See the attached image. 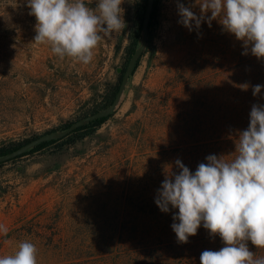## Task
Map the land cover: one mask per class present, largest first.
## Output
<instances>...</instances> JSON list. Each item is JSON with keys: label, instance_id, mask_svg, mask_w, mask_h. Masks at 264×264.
Wrapping results in <instances>:
<instances>
[{"label": "rangeland", "instance_id": "obj_1", "mask_svg": "<svg viewBox=\"0 0 264 264\" xmlns=\"http://www.w3.org/2000/svg\"><path fill=\"white\" fill-rule=\"evenodd\" d=\"M138 1L124 0L125 29L104 37L84 64L33 42L36 19L27 0H0V147L63 132L90 115L118 81ZM179 2L201 14L199 0ZM177 4L161 0L153 41L95 135L0 166V226L7 229L0 257L27 240L38 249V264H116L106 260L117 253L92 257L100 248L95 241L127 235L134 221L171 219L176 209L162 212L155 200L166 176L179 173L175 161L193 173L204 142L235 135L223 130L218 98L210 106L205 92L234 73L242 41L218 19L189 30L178 22ZM120 243L114 252L129 250Z\"/></svg>", "mask_w": 264, "mask_h": 264}, {"label": "clouds", "instance_id": "obj_2", "mask_svg": "<svg viewBox=\"0 0 264 264\" xmlns=\"http://www.w3.org/2000/svg\"><path fill=\"white\" fill-rule=\"evenodd\" d=\"M124 0H27L29 15L36 19L33 42L46 44L60 58L70 57L84 64L104 37L123 32ZM200 15L178 0V14L189 30L206 20H219L224 30L248 46L257 59H264V0H199ZM210 16H206L207 13ZM264 85L253 86V96ZM236 155L230 161L209 155L192 173L179 159L178 174L163 180L155 200L162 212L172 209L171 225L180 243H187L203 227L219 236L224 246L204 250L200 264H264L255 258L248 241L264 249V105L254 104L246 130L239 133ZM175 221H178L175 222ZM0 233L7 229L0 226ZM38 249L30 241L18 242L13 254L0 257V264H38Z\"/></svg>", "mask_w": 264, "mask_h": 264}, {"label": "trees", "instance_id": "obj_3", "mask_svg": "<svg viewBox=\"0 0 264 264\" xmlns=\"http://www.w3.org/2000/svg\"><path fill=\"white\" fill-rule=\"evenodd\" d=\"M160 2L161 0H155L154 8L150 16L148 45L153 41V34L159 19ZM148 4L149 0H139L137 2L134 21L129 35V44L126 48L125 62L118 81L101 96L100 100L94 103L93 107L89 110L90 115L105 110L114 103L127 66L134 53L142 44L143 25ZM241 45L242 47L240 46L239 51L240 61L235 66L234 73L230 71L224 73L220 77L219 84H217L218 90L210 88L205 92L210 106H215V97L218 98L220 104H218L217 110L219 112L221 109L226 123L223 126V130L227 132L234 131L235 135L233 137L220 138V140L204 142L201 147L204 150L203 154L201 152L195 153L196 155L203 156L194 157V167L196 166V168L200 163H207L206 157L209 155L223 157L227 161L232 160L236 155L234 152L236 150V143H238L239 133L246 130L249 125L252 106L254 104L264 105V87L261 88V92L257 96H253L252 91L253 86L264 85V59H257L251 54V45L248 46V54L243 55L242 53L246 49L244 48L243 42ZM139 62H137L135 69L139 66ZM213 109L216 108L209 107V110ZM110 117L111 115L90 122L64 138L41 143L15 160L0 163V166L40 152L54 144L57 145L60 151L64 147H75L79 143H82L85 137L95 135ZM69 127L70 124L65 125L61 130H67ZM51 133H54V131ZM32 140L34 139L22 142H11L1 146L0 158L12 154ZM197 150L199 149L197 148ZM169 208L171 209V206ZM167 217L168 215L164 214V218ZM175 222L178 223V221ZM132 223L134 224H132L133 228L131 231L120 238L99 237V241H95V245L100 248L98 251L93 252L94 255L92 257L99 255L101 256L100 259L103 260L117 253V257L106 261L114 260L113 262L116 264H200V255L204 250L218 251L224 246L220 237L218 235L211 236L203 225L198 229L197 235L189 237L187 243H180L171 227L174 223L173 218H157L155 220H148L147 222L138 220ZM120 241H122L120 244L124 246V249L129 248L128 251L114 252L115 250L113 248L119 245ZM247 243L249 250L255 253V258L264 257V249L256 248L250 241ZM80 259V261H87L90 258L81 256Z\"/></svg>", "mask_w": 264, "mask_h": 264}, {"label": "water", "instance_id": "obj_4", "mask_svg": "<svg viewBox=\"0 0 264 264\" xmlns=\"http://www.w3.org/2000/svg\"><path fill=\"white\" fill-rule=\"evenodd\" d=\"M154 2L155 0H149V4L146 10V14H145V19H144V25H143V36H142V44L141 46L137 49V51L134 53V55L132 56L127 69L125 71V74L123 75V79L120 85V90L118 92V95L114 101V103L107 109L99 111L95 114H91L89 116H86L85 118H82L81 120L77 121L76 123L72 124L67 130L60 132V133H49L40 137L35 138L34 140L30 141L28 144L24 145L22 148H20L19 150L13 152L12 154H9L8 156H5L3 158H0V163H5V162H9L11 160H15L16 158L24 155L25 153H27L28 151L32 150L33 148H35L36 146H38L41 143L44 142H49L52 140H56V139H61L64 138L70 134H72L74 131H76L77 129L89 124L90 122L102 119V118H106L110 115H112L120 100L121 97L126 89L127 83L136 67L137 62L140 60V58L142 57V55L144 54L147 46H148V40H149V21H150V16L151 13L153 11L154 8Z\"/></svg>", "mask_w": 264, "mask_h": 264}]
</instances>
